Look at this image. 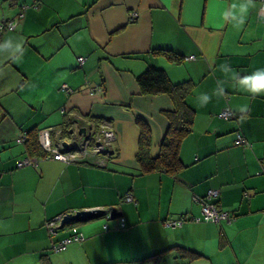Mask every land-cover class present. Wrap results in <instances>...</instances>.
Masks as SVG:
<instances>
[{"label":"crops","instance_id":"crops-1","mask_svg":"<svg viewBox=\"0 0 264 264\" xmlns=\"http://www.w3.org/2000/svg\"><path fill=\"white\" fill-rule=\"evenodd\" d=\"M238 2L250 5L239 28L223 19ZM263 2L0 0V24L17 22L0 42H23L22 55L0 53V264H142L175 246L201 254L188 264H264V94L232 79L264 68ZM151 66L194 84L192 131L180 146L185 166L174 175L142 174L137 160L142 121L155 156L173 108L168 95L141 92L137 79ZM226 109L228 119L219 116ZM103 123L114 131L112 153L72 163L33 156L19 140L47 129L55 145H72ZM24 159L36 161L19 166ZM210 189L220 191L214 201L230 221L202 220ZM113 207L116 218L59 225L53 236L47 229L61 214ZM183 217L180 226L168 223ZM73 234L84 239L51 249Z\"/></svg>","mask_w":264,"mask_h":264},{"label":"trees","instance_id":"trees-1","mask_svg":"<svg viewBox=\"0 0 264 264\" xmlns=\"http://www.w3.org/2000/svg\"><path fill=\"white\" fill-rule=\"evenodd\" d=\"M4 30L5 29L0 28V40ZM137 80L143 94L150 96L166 94L173 101V108L165 111L169 125L162 144L160 145V150L155 156L152 154L153 135L151 127L149 123L142 121L139 149L137 153L140 171L142 174L154 171H164L168 174L174 175L185 166L180 157V146L184 137L192 131L195 110L188 103L187 97L191 93L194 84L188 80L173 82L167 72L157 66L149 67L138 77ZM39 130L40 129L29 131L25 142L32 155L37 156L38 158L47 154V152L43 151L40 147L38 135ZM124 224V222H121L122 226H124ZM58 227L52 231L47 225L49 234L51 236L55 235L58 232ZM76 235L81 234H73L69 237L73 238ZM61 240L62 239L51 244V249L53 251H56L53 246ZM74 242L80 241L73 240L66 246V248ZM171 250L175 253L173 256L176 259L175 264H177V258L184 260L178 261L179 264H188L189 261L196 259L201 255L200 253L183 246H175ZM171 250L170 252L169 250H165L153 254L143 260L142 264H165L166 258L172 252Z\"/></svg>","mask_w":264,"mask_h":264},{"label":"built area","instance_id":"built-area-1","mask_svg":"<svg viewBox=\"0 0 264 264\" xmlns=\"http://www.w3.org/2000/svg\"><path fill=\"white\" fill-rule=\"evenodd\" d=\"M262 9L264 10V2L262 4ZM136 14L134 13L132 15V19L136 18ZM17 22L16 21H9L5 22L3 24H0V28L2 29H15ZM194 58V56L187 57V59ZM84 58L80 57L79 61H83ZM63 89L67 93L73 92V90L68 87V85H63ZM93 91H96V89H93ZM233 115L230 109L223 110L219 116L223 118H230ZM39 142L44 149V151L47 152L45 158H51L55 160H60L66 163H72L79 159V157H84L88 154L93 155H110L113 151V139H114V131L109 126L108 123H103L101 128L99 129L98 133H91L87 135V137H80V140L75 139L73 143L76 144V148L72 149L70 151H64V147L58 143L54 144L51 135L49 134V131L47 129H41L39 130ZM20 142H26L27 140V134H24L20 139ZM238 144L245 143V139L239 135L236 141ZM32 161L36 160H29L24 159L21 161H18L19 166H23L26 164H31ZM220 194V191L218 189H210L206 195L205 198L202 199V220L206 222H221V221H230L232 219V216L229 212L221 210L217 207V204L215 203L214 199L218 197ZM127 201H132L133 197L132 195H127L126 197ZM65 214L59 215L56 219H53V221L49 222L47 225L48 227L54 231L56 227H58L61 223L62 218ZM109 215V214H108ZM110 216V215H109ZM123 220V219H122ZM184 221L183 218H179L175 221L168 222L171 226H177L182 225ZM83 235H76L75 237H67L62 239L59 243L55 244L53 247L56 251H61L66 248V246L71 243L73 240L81 241L83 240Z\"/></svg>","mask_w":264,"mask_h":264},{"label":"clouds","instance_id":"clouds-1","mask_svg":"<svg viewBox=\"0 0 264 264\" xmlns=\"http://www.w3.org/2000/svg\"><path fill=\"white\" fill-rule=\"evenodd\" d=\"M250 5L244 2L232 3L223 13V19L226 22H231L233 27L239 28L242 26L248 14ZM22 41H18L15 38L5 39L0 42V53H9L12 56L16 54L22 55ZM222 71L226 74L231 73L232 70L229 66H222ZM232 79L236 82V85L250 93L252 95L264 94V68H258L255 71L247 75L233 74ZM202 102L207 103L210 100L209 95L204 94L201 97Z\"/></svg>","mask_w":264,"mask_h":264},{"label":"water","instance_id":"water-1","mask_svg":"<svg viewBox=\"0 0 264 264\" xmlns=\"http://www.w3.org/2000/svg\"><path fill=\"white\" fill-rule=\"evenodd\" d=\"M74 131L75 129H72L69 132L72 134L74 133ZM78 133L85 135L86 127H80ZM61 143L62 146L64 147V151H70L71 149H74L76 147V144L73 143L71 145V143L68 141L67 138H65ZM106 214H109L110 217L113 219L121 215V212H119L115 207L110 208L109 210L105 208H95V209H86V210L82 209V210L72 211L64 215L60 223V228H64L66 225H69L74 222H88L93 219L101 218Z\"/></svg>","mask_w":264,"mask_h":264},{"label":"rangeland","instance_id":"rangeland-1","mask_svg":"<svg viewBox=\"0 0 264 264\" xmlns=\"http://www.w3.org/2000/svg\"><path fill=\"white\" fill-rule=\"evenodd\" d=\"M100 220H103L104 218H99ZM100 220H98V221H100ZM172 258V259H171ZM171 258H167V260L165 261V264H175L176 263V261L174 260V258H173V256H171ZM178 260H180V261H184V260H181V258H179V259H177V264H179V262H178Z\"/></svg>","mask_w":264,"mask_h":264}]
</instances>
